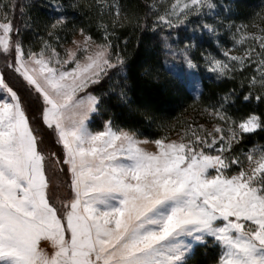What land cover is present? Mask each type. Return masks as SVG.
I'll return each mask as SVG.
<instances>
[{
	"label": "snow or ice",
	"instance_id": "snow-or-ice-1",
	"mask_svg": "<svg viewBox=\"0 0 264 264\" xmlns=\"http://www.w3.org/2000/svg\"><path fill=\"white\" fill-rule=\"evenodd\" d=\"M35 7L0 0V56L16 81L0 71V264H264V144H245L264 132V7L239 24L240 0H144L142 11L49 0L46 19ZM76 12L95 15L99 40ZM17 19L43 30L38 50ZM126 26L164 57L141 75H170L200 119L169 123L134 102ZM204 36L223 59L196 55ZM201 70L239 88L204 102ZM238 104L254 106L236 116ZM117 109L162 134L147 138Z\"/></svg>",
	"mask_w": 264,
	"mask_h": 264
},
{
	"label": "trees",
	"instance_id": "trees-1",
	"mask_svg": "<svg viewBox=\"0 0 264 264\" xmlns=\"http://www.w3.org/2000/svg\"><path fill=\"white\" fill-rule=\"evenodd\" d=\"M5 2H7V0H5ZM34 3L36 7L32 9L33 18L39 17L41 19H46L50 9L45 6L49 3V0H34ZM121 3L129 5L132 9H139L142 11L144 0H121ZM240 3L247 5V7L241 10V15L236 20L238 24L241 23V21L248 23L250 15L254 11H260L261 7H264V0H240ZM70 19L77 24L85 26L86 30L97 40L101 38V33L97 31L95 26L96 17L94 14H92L91 20H89L87 14L82 15L79 12L71 13ZM15 23L20 27L21 33L23 34L22 38L25 47L31 46L34 50H38L39 37L45 35L43 30L34 29L33 31H28L23 27L19 19H17ZM256 23L264 26V21L257 20ZM249 31H256V29L249 28ZM37 32L39 35H36ZM180 34L184 35V32L180 30ZM60 35L61 43H64L65 47L70 44V41L73 39V35L70 31L61 33ZM117 35L120 37L121 49L125 48L122 41L124 39L129 41L124 54L128 57L129 64L133 67V91L131 95L134 102L141 106H148L158 117L163 118L169 123L175 121L177 118L200 119L198 112L194 111L192 107H189V105L192 104L191 94L187 93L170 75L162 72L159 81L141 75L146 69L154 68L163 61L164 57L160 55L158 47L154 43L145 41L142 34L130 26L117 29ZM138 37H140L142 41L139 46H137ZM65 40L67 42H65ZM225 41H227V44L224 46H231L230 39L226 35H223L221 43L224 44ZM205 49L213 52L218 58L223 59L220 49L216 46L215 42L209 40L207 36L202 37V39L198 41L196 55L199 56V52ZM1 71H4V69L1 68ZM5 74L7 78L8 73H6V71ZM210 75L211 74L201 70L204 87V96L202 100L204 102H207L209 98L216 100L219 94H223L233 87L239 88L238 81L226 79L216 81L214 78L208 79ZM8 79L10 83L16 86V81L13 80L11 76ZM253 106L254 105L244 106L238 104L237 107L232 109V112L236 116H243ZM186 109L187 111H185ZM257 111H264V106L257 108ZM126 112V109H117V114L121 120L140 126L141 131L145 133L147 138H158V136L162 134L154 125L150 126L149 123L144 121L137 113H132L125 118ZM172 136H175V134L173 133ZM254 143L264 144V132L252 135L245 141L246 146Z\"/></svg>",
	"mask_w": 264,
	"mask_h": 264
},
{
	"label": "rangeland",
	"instance_id": "rangeland-1",
	"mask_svg": "<svg viewBox=\"0 0 264 264\" xmlns=\"http://www.w3.org/2000/svg\"><path fill=\"white\" fill-rule=\"evenodd\" d=\"M75 38H76V39H80V37H79L78 35H77ZM66 47H72L71 43L68 44ZM1 68H3L4 71H6V70H5V67H4V58L0 56V71H1ZM6 73H7V71H6ZM9 77H10V76L8 75L7 78H9ZM172 138H175V136H172ZM146 147H149V148L151 149V148H153L154 146L148 145V146H146ZM49 251H51V250L49 249Z\"/></svg>",
	"mask_w": 264,
	"mask_h": 264
}]
</instances>
